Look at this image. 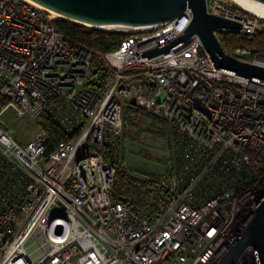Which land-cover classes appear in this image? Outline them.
Masks as SVG:
<instances>
[{
    "label": "built area",
    "instance_id": "2783aa9c",
    "mask_svg": "<svg viewBox=\"0 0 264 264\" xmlns=\"http://www.w3.org/2000/svg\"><path fill=\"white\" fill-rule=\"evenodd\" d=\"M207 11L241 22L216 36L234 57L264 65V52L223 44L229 32H264V17L234 0H207ZM192 16L186 6L98 53L67 37L50 11L0 0V264H215L236 239L264 199V83L224 75L197 33L142 57ZM99 62L103 86L93 84ZM132 98L177 131L171 171L142 211L112 199L117 166L104 155ZM9 108L37 123L47 112L69 138L48 150L38 126L21 143L3 118ZM237 264H257L252 247Z\"/></svg>",
    "mask_w": 264,
    "mask_h": 264
},
{
    "label": "water",
    "instance_id": "95a60500",
    "mask_svg": "<svg viewBox=\"0 0 264 264\" xmlns=\"http://www.w3.org/2000/svg\"><path fill=\"white\" fill-rule=\"evenodd\" d=\"M66 19L106 30L130 32L154 29L179 16L186 6L193 11L186 29L177 37L141 52L155 56L186 41L197 33L215 68L250 81L264 83V65L230 54L215 34L218 28L242 29V23L207 11V0H34ZM264 16V0H240ZM130 104L136 105L132 98ZM253 248L257 264H264V199L236 239L215 264H237L247 247Z\"/></svg>",
    "mask_w": 264,
    "mask_h": 264
},
{
    "label": "rangeland",
    "instance_id": "374dc122",
    "mask_svg": "<svg viewBox=\"0 0 264 264\" xmlns=\"http://www.w3.org/2000/svg\"><path fill=\"white\" fill-rule=\"evenodd\" d=\"M244 43L253 45L249 39ZM123 115L122 134L114 145V161L117 169L122 168L127 173L124 190H129L137 177L169 173L176 143L171 126L152 111L123 102ZM3 118L15 129V136L21 143L31 140L38 129L33 118L19 115L13 108H9ZM151 201L141 200V205L147 207Z\"/></svg>",
    "mask_w": 264,
    "mask_h": 264
},
{
    "label": "trees",
    "instance_id": "16d2710c",
    "mask_svg": "<svg viewBox=\"0 0 264 264\" xmlns=\"http://www.w3.org/2000/svg\"><path fill=\"white\" fill-rule=\"evenodd\" d=\"M56 26L71 40L86 44L98 53H104L118 48L121 42L129 34L128 32L124 31L106 30L81 24L66 18H60L57 20ZM248 39L253 42V45L244 43V40ZM223 44L228 49L234 45L241 44L256 51L264 52V32H258L253 37L241 36L237 32H229L227 37L223 39ZM106 76V67L101 62L97 63L93 84L97 86H103ZM6 100V98H1L0 104L3 102L5 103ZM158 116L159 115L156 117ZM159 117L163 118L162 116ZM163 119L168 123L169 126H171V129L174 133L173 135L176 139L177 131L175 125L167 121L165 118ZM37 124L38 126L45 127L49 132L50 143L48 145V150L52 149L59 141L69 138V135H67L62 126L53 118L51 114L47 112L40 116V120ZM117 140L115 142H117ZM115 142L107 144L104 150L105 158L113 163H115ZM162 174H147L146 176L137 177L135 185L129 190H124V182L127 178V173L122 168H118L116 172L114 188L111 192V197L116 201L123 202L126 206L132 207L136 211H142L148 208L152 201L147 207H143V205H141V200L148 201L154 198L155 191L159 188L157 184V178ZM139 182L142 183V186L138 184Z\"/></svg>",
    "mask_w": 264,
    "mask_h": 264
},
{
    "label": "bare ground",
    "instance_id": "6f19581e",
    "mask_svg": "<svg viewBox=\"0 0 264 264\" xmlns=\"http://www.w3.org/2000/svg\"><path fill=\"white\" fill-rule=\"evenodd\" d=\"M29 1L32 2L33 4H35L36 6L40 7V8H44V9L50 11V12L52 13V15L55 16V17L66 18V17L63 16L62 14H60V13L54 11V10H51V9H49V8H47V7L43 6V5H41L40 3H38V2H36V1H34V0H29ZM234 1H235L237 4H239L240 6H242L243 8L249 10L250 12H252V13L258 15V16H262V17H264L262 14H260V13L256 12L255 10L251 9L250 7H248L247 5H245V4H244L243 2H241L240 0H234ZM224 75H228V76H230V77L237 78V79L241 80L238 76L230 75V74H227V73H225V72H224Z\"/></svg>",
    "mask_w": 264,
    "mask_h": 264
}]
</instances>
